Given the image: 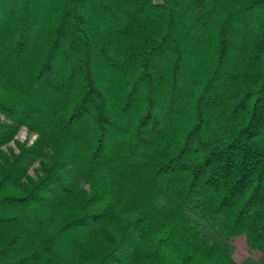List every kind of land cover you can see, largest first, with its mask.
Here are the masks:
<instances>
[{"label": "trees", "instance_id": "1", "mask_svg": "<svg viewBox=\"0 0 264 264\" xmlns=\"http://www.w3.org/2000/svg\"><path fill=\"white\" fill-rule=\"evenodd\" d=\"M197 217L264 260V0H0V264H246Z\"/></svg>", "mask_w": 264, "mask_h": 264}, {"label": "rangeland", "instance_id": "2", "mask_svg": "<svg viewBox=\"0 0 264 264\" xmlns=\"http://www.w3.org/2000/svg\"><path fill=\"white\" fill-rule=\"evenodd\" d=\"M28 137L26 129H22L18 135L20 141H24ZM35 137H31L33 140ZM15 146L14 143L11 144ZM33 173V172H32ZM201 223L202 231L211 241L218 242L222 246L228 248L238 262L246 264H264L263 257L260 252L252 251L248 248L244 236H239L234 239H228L221 227L213 226L209 221H205L197 217Z\"/></svg>", "mask_w": 264, "mask_h": 264}]
</instances>
